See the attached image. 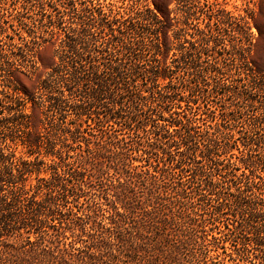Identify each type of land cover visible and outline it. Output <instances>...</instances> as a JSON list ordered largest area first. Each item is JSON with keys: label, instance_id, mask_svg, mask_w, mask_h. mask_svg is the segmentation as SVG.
Instances as JSON below:
<instances>
[{"label": "trees", "instance_id": "trees-1", "mask_svg": "<svg viewBox=\"0 0 264 264\" xmlns=\"http://www.w3.org/2000/svg\"><path fill=\"white\" fill-rule=\"evenodd\" d=\"M34 1L39 16L23 15L18 26L11 24L14 34H6L10 39L16 34L23 43H14L17 50L7 61L21 66L12 72L17 87L0 97L1 113L9 110L0 118V264H264V175L255 173L256 160L242 161V170L237 160L221 159L231 149L219 137L208 134L200 140L192 98L182 97L191 115H165L172 102L183 100L163 92L176 88L174 69L168 61L161 64L162 54L167 60L171 52V59L177 55L169 5L154 2V7L137 5L123 12L114 11L107 0H51L53 9L46 8V0H25L24 5ZM6 31L0 21V33ZM47 49L54 53L52 65L36 60ZM182 55L187 63L188 51ZM0 70H6L1 60ZM156 94L166 106H155ZM72 114L85 116L89 127L99 131H91L97 139L88 141L87 149L79 144L76 155L99 179L106 200L91 197L82 214L74 212L70 197L86 191L58 165L51 178L40 177L27 187L34 168L46 164L17 157L5 132L22 131L32 116L48 115L65 128ZM110 121L140 139L129 144ZM107 125L111 128L103 129ZM140 150L147 166L151 159L157 162L153 171L134 164L133 153ZM192 163L197 168L185 182L182 174ZM227 208L235 209L239 225L224 222ZM217 221L228 232H209ZM32 227L39 233L34 240L21 231ZM225 234L235 235L236 242L241 238L232 243H240L237 256L227 251Z\"/></svg>", "mask_w": 264, "mask_h": 264}, {"label": "rangeland", "instance_id": "rangeland-1", "mask_svg": "<svg viewBox=\"0 0 264 264\" xmlns=\"http://www.w3.org/2000/svg\"><path fill=\"white\" fill-rule=\"evenodd\" d=\"M50 1H45L48 9L52 6ZM24 2L25 0H0V21L7 28L4 34L0 33V60L6 69L0 70V97H4L8 91L13 92L17 87V81L12 72L21 67L19 61H15L14 67L7 61L13 56L12 51L17 50L14 43L23 42L16 34L13 39L8 38L6 34H14L11 24L18 26L19 19L23 15L39 16L37 1H34V5L29 6H25ZM107 2L113 4L114 11L122 12L131 10L137 5L150 4L151 7H154V2L161 7L169 5L171 16L174 18L172 49L177 55L171 59L173 55L171 52L166 56L167 60L162 54L161 64L164 65L165 61H168V65L174 69L171 76L176 83V88L167 86L163 92L171 94L170 96L173 94V97L183 100L172 102L168 107L170 108L169 112L166 111L165 115L169 117L172 113L174 117H178L177 112H180L181 115H191V109L186 106V101L182 97H185L186 100L194 99L196 103L192 101L190 105L193 107L194 114H197L196 130L200 134L199 139L204 141L208 134L219 137L220 144L231 149L230 152L221 156L224 163L229 160H237L243 170L242 161L251 163V160L254 159L256 160L255 165H257L254 169L255 173L264 175V0H107ZM49 11L47 14L50 13ZM52 12L56 13L54 10ZM47 19L48 17L45 16V20ZM28 20L31 19L28 18ZM162 49L165 48L162 47ZM182 51H188L187 63L184 62ZM42 53L40 56L37 54L36 60L41 64V57L47 65H52L54 62L52 49H47ZM56 60L60 62L58 56ZM185 83L187 86L184 85ZM174 90L177 93L176 96L173 93ZM193 93H196L195 96L192 95ZM156 96L154 104L157 108L160 105H167L162 96L159 94ZM179 105H184V108H180ZM29 107L28 110L31 112V102H29ZM3 115L9 116V110H4L2 114L0 106V118ZM95 115L93 114V117ZM76 119L77 117L72 114L68 118V122L72 123H67L65 128H61L60 125L52 123L48 115L42 118L32 116L28 127L24 124L22 131H18L16 128V131L5 130V132L8 134V144L17 157L29 159L33 163L44 161L46 164L41 168L39 166L34 168V172L28 176L25 182L27 187L30 184H36L40 177L51 178L54 171L53 166L58 165L60 171H67L65 176L72 178L75 185L82 186L86 191V193L77 194L73 198L70 197V205L74 212L82 214L88 211L91 197L98 195V200L104 202L106 200L104 197L101 198L105 192L100 187L99 179L91 176L90 166H83L76 155L77 151H81L79 144L83 146L82 149H87V142L97 139V134L91 135V131L94 133H99V131L89 127L85 116ZM160 122L164 123L162 120ZM89 123L94 125L93 120H89ZM110 124L114 125V129H120L115 131V134L119 138H125L129 144L140 139L134 131L124 128L125 125L120 126L114 121H110ZM110 128L109 125L103 127L105 130ZM180 132V130L174 131V133ZM143 135L141 133V136ZM249 135L254 138L253 142ZM142 140L143 147L146 149L148 147L147 139L143 138ZM86 153L85 151L84 154ZM133 155L136 157L133 160L135 165H144V168H149L151 171L157 165V162L151 159L152 164L147 166L143 150L135 152ZM200 155L201 153L198 152L199 159L202 158ZM162 165L163 163H161ZM196 168L197 163H192L186 168L182 174L185 182L192 179ZM236 172L240 173L241 170H236ZM43 197H45L43 194L38 196V198ZM206 204L204 203V207L208 208L209 206ZM234 212V208H227L224 211V222L228 223L230 227H233L234 224L239 225L240 217L239 215L235 217ZM215 225L211 226L213 229L210 228L209 232L218 236L228 232V229L223 226V222L217 221ZM28 229L31 231L28 232L25 228L21 229L23 235H31L33 240L36 239L39 233H36L33 227ZM220 229L223 233H219ZM49 232L55 231L52 229ZM14 236L7 235L9 240H13ZM234 236L225 234L229 240L224 244L227 246L228 252H234L233 255L237 256L236 247L240 246V243L237 246L232 243H238L241 238H237L236 242L233 240ZM239 236L241 235L239 234ZM82 238L86 239L87 237L82 236ZM77 245L80 246L81 243ZM222 255L227 257L226 253ZM227 262H231L230 257H227Z\"/></svg>", "mask_w": 264, "mask_h": 264}]
</instances>
